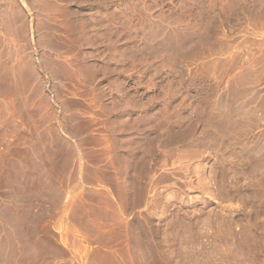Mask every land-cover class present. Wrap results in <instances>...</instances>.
I'll return each mask as SVG.
<instances>
[{
	"label": "rangeland",
	"instance_id": "obj_1",
	"mask_svg": "<svg viewBox=\"0 0 264 264\" xmlns=\"http://www.w3.org/2000/svg\"><path fill=\"white\" fill-rule=\"evenodd\" d=\"M5 51L0 264L95 187L125 264H264V0H0Z\"/></svg>",
	"mask_w": 264,
	"mask_h": 264
},
{
	"label": "crops",
	"instance_id": "obj_2",
	"mask_svg": "<svg viewBox=\"0 0 264 264\" xmlns=\"http://www.w3.org/2000/svg\"><path fill=\"white\" fill-rule=\"evenodd\" d=\"M5 47H8L6 44ZM14 52L0 57L13 58ZM29 56L27 55V58ZM98 196L89 198L81 192L62 206L59 222L62 233L56 238L58 252L53 264H125L116 250L111 230L125 219L121 205L110 187H95ZM14 234L13 225L9 226ZM99 256V258H95Z\"/></svg>",
	"mask_w": 264,
	"mask_h": 264
}]
</instances>
